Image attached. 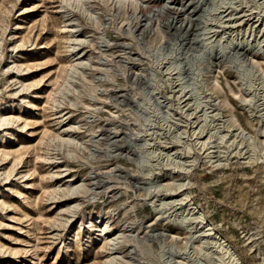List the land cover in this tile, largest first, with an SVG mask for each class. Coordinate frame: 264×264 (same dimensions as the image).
<instances>
[{
	"label": "rangeland",
	"instance_id": "obj_1",
	"mask_svg": "<svg viewBox=\"0 0 264 264\" xmlns=\"http://www.w3.org/2000/svg\"><path fill=\"white\" fill-rule=\"evenodd\" d=\"M139 1V7L134 8L112 0H92L85 12L67 5L62 8L63 0H0V117L7 118L0 119V264H101L107 252L97 240L98 233L88 229L95 216L112 224L115 233L127 235L120 239V252L129 253L131 245L139 246L141 251L133 255L137 263L127 258L128 264H162L159 253L164 240L167 257L184 262L191 259V264H214L193 252L192 246L189 253H179L190 238L189 229L173 221L180 212L174 210L180 206L161 215L146 197L151 181L170 184L174 179L185 182V203H193L197 215L204 218L191 222V226H212L214 237L225 240L241 263L264 264V110L258 112L263 107L264 89L253 71L254 67L264 71L263 50L255 42H237L227 54L218 46L207 47L208 42H203L207 27L227 29L223 31L226 36L231 30L219 28L213 21L216 15L231 10L222 8L220 14L213 13V0H149L154 5L148 11L140 9L147 0ZM253 1H234L236 5L243 3L234 17L243 16L251 23L259 20L258 26L264 24V12ZM65 12L77 20L78 33L86 37L80 48L89 62L85 69L88 77L79 75L72 91L57 104V109L66 113L60 119L66 118L65 123L73 126L72 138L80 142L70 147L75 155L52 141L67 127L59 129V118H55L49 99L60 70L71 60L63 33ZM92 63L98 68L89 66ZM179 63L182 67L173 71ZM170 65L175 73L168 77L165 70ZM250 72H254L257 86L253 83L255 88L247 90L244 75ZM191 82L196 83L192 88L195 92L188 89ZM183 83L188 88L182 91L179 86ZM245 92L257 93L255 103L247 108L240 100L247 97ZM184 98L196 104L207 100L211 105L219 98L222 114L216 122L222 125L230 113L234 114L253 136L256 157L262 158L250 160L253 151L247 147L239 154L235 149L238 143L231 141L223 145L225 153L218 168L198 156V162L185 173L165 166L161 159L152 158V167L141 166L140 161L146 158L143 151H149L141 149L146 139L176 152L182 145L175 138L178 125L191 133L197 124H208L202 136L211 134V123L196 121L203 113L200 109L192 116L179 110L188 101ZM159 101L166 102L160 105ZM166 103L181 124L175 126V121L164 119ZM186 107V113L194 111L192 106ZM222 126L220 130L229 131L227 138L234 140L232 132ZM214 140L218 141V135ZM80 144L88 145L91 151ZM185 159L186 165L193 160ZM150 168L153 174L145 175ZM85 182L91 183V190L80 186ZM171 244L174 251L169 249ZM122 263L119 260L116 264Z\"/></svg>",
	"mask_w": 264,
	"mask_h": 264
},
{
	"label": "bare ground",
	"instance_id": "obj_2",
	"mask_svg": "<svg viewBox=\"0 0 264 264\" xmlns=\"http://www.w3.org/2000/svg\"><path fill=\"white\" fill-rule=\"evenodd\" d=\"M91 1L92 0H63L64 5L62 6V8H65V5H67L70 8L79 9L80 11L83 10V11L87 12V11L90 10V7L88 8L87 5H89L91 3ZM98 1L103 2V3L104 2H109V0H98ZM114 1L116 3H119V5H124V6L125 5H130V6L134 7V8H136L137 6L139 7V4H140L139 2H141L139 0H112V2H114ZM234 1H236V0H222V1H220V0H213V4H212L213 5V8H212L213 13L214 12L215 13L216 12L219 13L222 8L231 9L230 11H228V13L226 15H222V14L221 15H218V16L216 15V18L213 19V21L214 20L217 21L216 24L219 25L218 26L219 28H220V26H222V27H225V28H231V30L229 29L230 32H229L228 36H226L227 35L226 32H223V31H226L227 29L220 31V30H217V28L216 29H213L212 27H209V28L207 27L205 29L206 30L205 33L203 34V36H205V37L207 36V37L206 38L204 37L205 39H203V42L204 43L205 42L206 43L208 42L207 44L206 43L205 44L207 45V47L209 46V48H212V47L214 48V46H218L224 52H226L227 49L231 48L232 45L235 44V43H237V42H239L240 45H243L244 42H246V43H249L250 42V44L253 43V42H255L257 45H259L258 47H260V49H262L263 50V53H264V24L261 23L260 25L257 26L256 24H257V22L259 20L258 21L255 20V22H252L251 23L249 21L250 19H245L244 20V19H242L243 16L240 17L241 15L239 16L240 18H238V16H237V18H235L236 17L235 16L236 14L234 13V11L236 12V10H239V8H241L239 5H243V3H241L239 5H236V2H234ZM241 1L243 2V0H241ZM253 2H255V4L258 6V7L257 6H254L255 4L254 5L252 4L254 7H257V8H259V10L261 9V11L264 12V0L261 1V2H260V0H254ZM153 5L154 4H152V2H150L149 0H147L146 1V6L145 7H141L140 9L143 10V9L146 8L145 10L148 11L149 8L153 7ZM166 5H168V4H166ZM163 8L164 7H162V9ZM151 9H153V8H151ZM165 9H166V6H165ZM176 10H179V9L177 8ZM252 10H253V8H252ZM182 11H183V9H182ZM202 11H203V9H202ZM224 11H226V10H224ZM69 13H66L65 12L62 15V18H63V23H64V25H63V33L65 34V37H66V41H67V44H68L67 45V49H68V52H69V56L71 57V60L69 61L68 64L64 65V67L60 70V75L56 78V81L54 83V85L56 86L55 91L50 94L49 99H50L51 103L53 104L51 106V108L55 112V114L57 115V117H55V118L56 119L59 118L58 124L61 125L59 129L65 128L64 127L65 125L67 127L65 129H63L62 132H60L59 134H56L55 136H53L52 141H56V142L60 143V148L66 149L68 151V154L69 155H75L73 152H71V148L70 147H74L75 145L77 146L80 142L79 143H76V140L74 138H72L71 132L73 131V129H72L73 126L69 122L68 123H65V122H67L66 118H64L62 120L60 119V118L65 117L66 116V113L63 114L62 111H59L57 109V104H58V101H59L60 97H64L65 98V96L67 95V93H70L72 91L71 89L74 87V82L77 80V78L79 77V75H82L84 78H87L88 77V76L86 77L85 69L88 67V63L89 62L85 59L86 54H83L84 52L80 48V45L83 44V41H84V39L86 37H83V35H81V34L78 33L79 32V26H78V23L76 22L77 20L76 19H73L74 17H70ZM244 14H245V12H244ZM251 15H247L246 14L244 16H247V17L250 16L251 17ZM258 17H261L260 16V13H258ZM203 19H205V18H203ZM210 21L212 22V19ZM239 27H240L239 30H235V28H239ZM233 29L235 31H233ZM257 29H258V31H257ZM201 32H204V31H201ZM236 32L239 33V34H241V37L240 38L238 37V34ZM243 38H245V39L243 40ZM217 51H218V49H217ZM226 54H227V52H226ZM263 56H264V54H263ZM237 62H238V60H237ZM179 65H180V63L178 65L174 66V68H173L172 65L168 66L166 68V70H165V72H166L165 75H168V77H169L171 75L172 68L175 69L173 71H176V70H178V69H180L182 67V66L180 67ZM239 65H241V64H239ZM89 66H91L92 68L93 67L98 68V66L93 65V63L92 64H89ZM240 67H242L244 69L243 66H240ZM247 68L248 67H246V69ZM254 68H255V70H253V71H255V73L258 74L257 76H258L259 81L261 80V84H260L261 86H259V87H262L264 89V71L262 73H260V72H258V69L256 67H254ZM254 68H252V69H254ZM100 69L102 71H105L106 70V69H102V68H100ZM173 73H175V72H172V76H173ZM253 73L250 72V74L252 76H250L249 73L248 74L246 73L247 75H244L245 76V78H244V80H245L244 81L245 82L244 85L247 87L246 88L247 90H251L252 88H255V87L252 86V85L256 84L255 83L256 81L253 82ZM176 74H177V72H176ZM180 77H181V79L183 78L182 76H179V78ZM176 79H178V78L176 77ZM192 79L193 78H191V80ZM241 79H242V77H241ZM166 80H167V78H166ZM193 82H191V83L193 84ZM160 83H161V79H160ZM166 83H167V81H166ZM185 84H187V83H185ZM204 84L202 83L203 86H206ZM193 85L192 86L190 85L191 88H190V86L188 88V85L185 86L184 83H183L179 87H181L180 89H182V91L184 90L185 87H187L188 89L193 90L195 87H197V86H195L196 83L193 84ZM242 86H243V84H242ZM256 86H257V84H256ZM93 87H95V86H93ZM187 88H186V91L188 92L189 90ZM156 89L158 90L159 88H156ZM94 90H95V88L92 89V93H94ZM195 91H196V89H195ZM262 92L264 93V90ZM182 93L183 92H181L180 94H182ZM190 94H192V93H190ZM252 94H251V92L250 93H246L247 97L240 98L241 103L246 108H247V105H249V104L250 105H253V103H255V99H256L257 93L254 94V95H252ZM178 95H179V93H178ZM177 97L179 98L180 96H177ZM92 98L95 99L94 95H92ZM192 98H193V96H192ZM200 98H202V97H200ZM205 98L207 99L206 96H205ZM262 98H263V102L261 103V105H263V107H261L262 109H260V110L258 109L259 110L258 112H261V111L264 110V95H262ZM187 99L184 98L183 101L184 100L186 101ZM180 100H182V99H180ZM216 100H218V101H216ZM204 101L202 100L201 102L203 103ZM213 101H216V102L213 103V105H211L210 103H208L207 100L204 102V105H201L202 103L200 101L199 102L196 101L197 102V104H196L194 101H191V99L189 98L188 101H187V103H185L184 106L179 107V110L184 111L185 114H186V116H192L195 113V111H197V109H200L199 113L200 112H203V113L201 115H199V116L196 115L197 116L196 117L197 118L196 121L199 122V124L202 122L204 125H206V123H211L212 126H213V123H215L218 120V116L221 113L220 112V110H221V105L220 104L222 103L219 98L218 99H215ZM164 102H166V101H159L160 105L163 104ZM168 104L169 103H166L165 104V106L168 107V109L166 111V115L164 116V119L166 117L167 120L175 121L176 123H174V125L176 126V124H179V122L181 121V119L176 118L175 114L171 110L170 105H168ZM255 105L260 106V105H258V103L255 104ZM186 106H188L189 108L192 106V108H193L192 110H194V111L186 113L188 111V109L185 110V107ZM157 107H159V106H157ZM159 108H161V107H159ZM160 110H159V112H160ZM248 110L251 112V114H255L250 108H248ZM160 113H162V111ZM261 116H262V118H264V113H262ZM0 119H2V121H7V118L5 116L4 117L3 116L0 117ZM146 120H148V118ZM149 122H150V120H149ZM164 122H166V121L164 120ZM193 122L195 123V121H193ZM263 122H264V120H263ZM4 123H6V122H4ZM152 123H153V121H152ZM180 124H181V122H180ZM221 124L223 126H226L230 130V132H232V135H233L232 138H234V140H232L231 137L227 138V136H229L228 135V132L229 131L227 133H223V131H221L223 129V128L221 129V126L222 125H219V123H217V122L214 124V126H213L212 129H211L212 126L210 127L211 134H206L204 137L202 136L204 134V131H205V130L203 131V128H205L206 126H208V124L206 126H204V127H203V125L200 127L197 124V126L193 127V130H191L192 131L191 133L188 132V131H185L182 128V125H178L180 127H178V132H176L177 134L175 133L176 134L175 138L177 139V141L176 140L175 141L178 142V144H182V145H178V147H181V148L180 149L178 148V150L176 152H172L171 149H168V147L163 146L162 143H161V145H156L155 143H151L150 142V139H148V140L146 139V142L143 145H141V149L144 148V147H146L147 150H149V151H147V152L145 151V153H147V154H144V151H143L144 149L142 150L143 151V154L142 155L143 156L145 155L146 158L143 157L142 158V161H140L141 166L143 165V166H146L147 167V166L150 165L152 167V165H151L152 158H154V160L155 159H157V160L161 159V160H164L166 162L164 164L165 166L172 165V170L173 169H177V170H180V171H184V173H185V171L188 172L191 169L190 167H192V164L195 165L198 162V159H197V156H198V158L200 157V159H203V158L206 159L208 163H211L212 164L211 166H213V167L216 166L218 168V166L221 165V162L223 160L222 157H223V154L225 153V150H223V145L227 146V144L229 142H231V141H232V143L236 141L238 143L237 144L238 147L241 146V148H238V147L235 148L236 150L238 149V153L239 154H241V153L243 154V149L247 147L246 149H252V151H253V154L250 155V156H248V158H250V160H253V159L256 158L259 161V159L262 158L260 155H259L260 157L259 156L256 157V155H255V154H257V153H255V151H256L255 150L256 145L254 144L255 142H254L253 136L244 129V127L241 125V123L239 122V120L236 118V116L234 114L230 113L225 118L224 123H221ZM197 127H200V128H197ZM212 130H213V132H212ZM146 131H144V132L146 133ZM139 132H137V133L139 134ZM263 132H264V130H263ZM154 135H156V134H154ZM217 135H218V141L217 140H214L217 137ZM45 136H48V134L45 133ZM184 139H187V140L183 141ZM237 139H239V140L237 141ZM80 145L84 147V148L82 147L84 150L91 151V149H90V147L88 145L87 146H84L82 144H80ZM242 145H245V146L242 147ZM249 152H250V150H249ZM195 155H196V157H195ZM263 155H264V151H263ZM185 158H193V160L191 159L190 161H188L190 163V165H186L187 161H186ZM248 162H250V161L248 160ZM158 163H160V162H158ZM148 171H150V173L148 172L145 175H148L149 176V175L153 174V172L151 171V168L148 169ZM169 175H171V173ZM72 179L73 178H70V180H72ZM179 180L178 179H174V181L172 183H170V184H168V183L162 184L160 181L159 182L157 181V182L154 183L153 181H151L152 183H150L149 188H146L147 189L146 197L147 198H150L148 200L153 204V207L155 208V211L157 210L158 213H161V215L168 213V211H170L172 209H175L177 206H180L178 209H175L174 210V211L180 210V212L179 213L176 212L177 214L174 216V218L173 217L172 218H173L174 223H176L178 225H184L186 227V229H189L190 238H189V241H187V243H185L187 245H186V247L184 246V249L179 248V253L182 252V254H184V253H186V251H188V253H189V249L192 246L193 247V252H195L196 254L200 255L201 258L203 256H206L207 259L210 258L209 261H211V262H212V260L215 261L214 264H243V263H241L239 261V259L234 254V252H232L229 248H227V245L224 242L225 240L222 242V239H220L219 236H218V238H217V236L214 237L215 236V233H214V228L212 226L209 227V225H206L205 227L203 226L200 229L197 228V227L191 226V224L193 223V221L194 222H197L199 220H202L203 221L204 218L202 217V215H197V212H195L196 207L193 205V203H191V204H189V202L185 203V201L188 199L187 192H185V189H184L185 186H186V184H185V182H180ZM85 183H86L85 185L84 184L81 185V183H80V186H83V188H85L86 190H88V189L91 190V187H90V184L91 183H87V182H85ZM74 192H77V191H74ZM77 193H79V192H77ZM178 196L180 198H178ZM111 225L112 224L109 225L108 222H106L105 220L103 221L101 216H95L94 219H90L89 224H88L89 231H91V232L92 231H95V232L98 233V235H97L98 236L97 237L98 239L97 240H100L101 241V247L104 248L106 250V252H107L106 257H105L104 261L101 264H116L119 260L124 261V263H122V264H128V262H127L128 259L127 258H129L130 260H132V262H136L135 256H133V255L134 254L136 256L138 255L137 253H138L139 250L137 248H139V246L138 245H136V246L135 245L134 246L131 245L130 247H132L133 250H131L129 253H125V251L124 252H120L119 249L121 250L123 248V246L120 244L123 241H121L120 239L121 238H124V237L126 238L127 235H125L124 232H122L120 234L115 233L113 231ZM90 238H91V234L89 233V239ZM133 238L136 239V237H133ZM193 239H195L196 241L200 242L201 246L194 245L195 241H192ZM65 245H67V244H65ZM167 246L168 245L165 242V240L160 242L161 252L159 253V257H160L159 259H160V261H161L162 264H191L192 263L191 262V259H190L191 257H189L190 260L189 261L187 260V262H184L182 260H175L174 258L167 257V250H166ZM174 248H175V246L172 245V248H169V249L170 250H173ZM211 248L213 249L212 251H211ZM179 253H178V255H179ZM122 254H124L123 257L121 256ZM130 260H129V262H131Z\"/></svg>",
	"mask_w": 264,
	"mask_h": 264
},
{
	"label": "snow or ice",
	"instance_id": "obj_3",
	"mask_svg": "<svg viewBox=\"0 0 264 264\" xmlns=\"http://www.w3.org/2000/svg\"><path fill=\"white\" fill-rule=\"evenodd\" d=\"M0 126H2V123H0ZM45 132H47V129H45Z\"/></svg>",
	"mask_w": 264,
	"mask_h": 264
}]
</instances>
